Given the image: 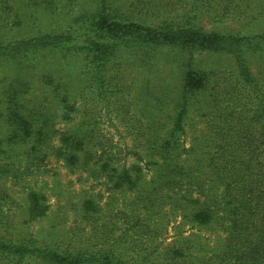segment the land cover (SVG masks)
<instances>
[{"label": "rangeland", "instance_id": "374dc122", "mask_svg": "<svg viewBox=\"0 0 264 264\" xmlns=\"http://www.w3.org/2000/svg\"><path fill=\"white\" fill-rule=\"evenodd\" d=\"M99 1L0 0V238L113 251L136 264H200L225 240L226 221L213 206L222 187L211 158L228 148L219 132L252 115L255 91L239 85L224 52L158 48L97 61L65 42L30 48L41 35H67ZM107 1L124 21L194 15L202 32L246 39L239 54L264 88V0ZM188 63L207 82L187 94ZM232 112L237 118L227 123ZM21 118L32 123L28 136L17 130ZM44 122L46 140L38 132ZM103 162L135 184L114 187L98 172ZM33 192L45 198L44 216L29 215ZM86 201L96 210L86 212ZM204 203L215 214L200 226L191 218Z\"/></svg>", "mask_w": 264, "mask_h": 264}, {"label": "trees", "instance_id": "16d2710c", "mask_svg": "<svg viewBox=\"0 0 264 264\" xmlns=\"http://www.w3.org/2000/svg\"><path fill=\"white\" fill-rule=\"evenodd\" d=\"M107 3V0H100L94 12L74 18L67 35H41L29 43L30 48L57 47L61 42H65L71 50L91 53L97 61L109 59L115 52L144 53L158 48L231 54L238 70L236 78L239 85L251 86L255 91L257 104L252 115L247 120L243 119L242 124L236 123L234 126L229 123L237 118L236 112L229 115L230 121L226 122L229 123L227 126L231 125L228 132L232 133L223 130L219 132L220 135L223 133L222 144L228 143V148L222 146L221 151L217 149L211 158V163L220 172L218 178L222 187L220 197L215 199L213 206L217 207L216 210L226 221L225 240L217 253L200 264H264V88L252 76L247 63L239 54L240 46L246 39L202 32L192 23V19L196 18L194 15L181 21L171 19L148 24L124 21L110 12ZM206 82L205 75L193 71L188 63L183 77L184 93L200 91L205 88ZM184 113L185 109L182 107L174 122V130H181L180 122ZM238 118H242V115ZM18 121L20 126L17 130L19 129L23 136H28L32 123L22 118ZM251 126L258 130L254 132ZM46 127V122L38 127V132L44 140V133H48L44 131ZM61 143L65 145L67 140L64 139ZM240 144L242 145L236 146ZM64 161L70 165L66 159ZM70 162L73 160L70 159ZM134 169L138 170L137 167ZM98 172L107 182L113 183L114 187L130 189L135 184V180L130 179L126 171L115 174L116 171L106 162L99 165ZM44 199L43 195L36 192L28 195L30 216L45 215L48 207ZM83 207L86 212L96 210L92 201H86ZM214 214L215 211L204 203L194 212L191 220L200 226L208 225ZM175 254L178 258L184 257L179 251ZM0 264L136 263L127 262L113 251H62L33 239L14 241L0 238Z\"/></svg>", "mask_w": 264, "mask_h": 264}]
</instances>
